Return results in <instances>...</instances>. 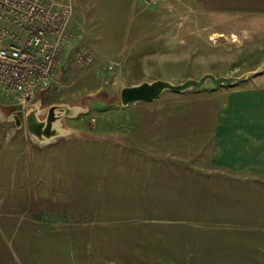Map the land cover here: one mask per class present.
Segmentation results:
<instances>
[{
	"label": "rangeland",
	"instance_id": "374dc122",
	"mask_svg": "<svg viewBox=\"0 0 264 264\" xmlns=\"http://www.w3.org/2000/svg\"><path fill=\"white\" fill-rule=\"evenodd\" d=\"M52 1L71 10L52 36L63 74L38 103L82 110L61 120L76 135L42 145L27 107L0 120V264H264V178L227 172L214 145L238 82L119 101L143 80L264 73V20L192 0Z\"/></svg>",
	"mask_w": 264,
	"mask_h": 264
},
{
	"label": "built area",
	"instance_id": "2783aa9c",
	"mask_svg": "<svg viewBox=\"0 0 264 264\" xmlns=\"http://www.w3.org/2000/svg\"><path fill=\"white\" fill-rule=\"evenodd\" d=\"M52 0H0V92L9 106L30 108L54 79L60 56L53 35L69 20Z\"/></svg>",
	"mask_w": 264,
	"mask_h": 264
},
{
	"label": "crops",
	"instance_id": "0c3cea01",
	"mask_svg": "<svg viewBox=\"0 0 264 264\" xmlns=\"http://www.w3.org/2000/svg\"><path fill=\"white\" fill-rule=\"evenodd\" d=\"M192 1L210 14H238L250 19L264 20V0ZM60 63L49 87L57 83L63 74ZM259 79H264V73L248 76L244 81L228 87L220 113L222 122L215 124L214 145L220 149V160L227 172L242 177L248 175L264 178V80ZM49 87L36 94L34 105ZM0 108L5 115H9L13 113L11 111L14 107L0 103Z\"/></svg>",
	"mask_w": 264,
	"mask_h": 264
},
{
	"label": "water",
	"instance_id": "95a60500",
	"mask_svg": "<svg viewBox=\"0 0 264 264\" xmlns=\"http://www.w3.org/2000/svg\"><path fill=\"white\" fill-rule=\"evenodd\" d=\"M261 71L262 67L244 72L239 76L215 75L206 72L199 78H187L179 83H174L163 78H157L152 81L143 80L122 86L119 90V101L123 106L139 102H152L159 98L165 91L179 93L189 88L201 87L207 81L216 86H229L233 83L242 82L248 76L258 74ZM81 110V107L69 106L67 104H52L45 109L41 108L39 103H36L25 114L27 132L32 140L40 145L47 144L59 137L76 135L77 132L74 130L63 127L61 120L64 117H74ZM4 119L19 121L18 123H20L17 113L5 115L0 108V120Z\"/></svg>",
	"mask_w": 264,
	"mask_h": 264
}]
</instances>
